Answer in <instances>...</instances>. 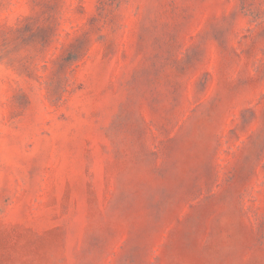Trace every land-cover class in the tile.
<instances>
[{"label":"rangeland","instance_id":"rangeland-1","mask_svg":"<svg viewBox=\"0 0 264 264\" xmlns=\"http://www.w3.org/2000/svg\"><path fill=\"white\" fill-rule=\"evenodd\" d=\"M0 264H264V0H0Z\"/></svg>","mask_w":264,"mask_h":264}]
</instances>
